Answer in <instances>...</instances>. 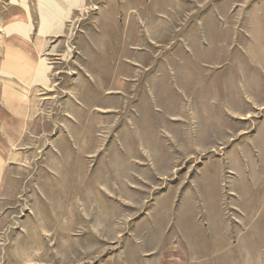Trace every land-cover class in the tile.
Returning <instances> with one entry per match:
<instances>
[{
    "label": "rangeland",
    "instance_id": "rangeland-1",
    "mask_svg": "<svg viewBox=\"0 0 264 264\" xmlns=\"http://www.w3.org/2000/svg\"><path fill=\"white\" fill-rule=\"evenodd\" d=\"M0 264H264V0H0Z\"/></svg>",
    "mask_w": 264,
    "mask_h": 264
},
{
    "label": "crops",
    "instance_id": "crops-1",
    "mask_svg": "<svg viewBox=\"0 0 264 264\" xmlns=\"http://www.w3.org/2000/svg\"><path fill=\"white\" fill-rule=\"evenodd\" d=\"M22 3V1H21ZM23 7L25 8L26 3L23 2L22 3ZM25 12H26V20L24 21L23 18L21 19H16L12 22H9L6 26H5V37L6 40H8L9 38H12L13 35H18V37L22 38L23 40H28L29 39V34H30V30H31V26H29V12L27 9V6L25 8ZM20 25L22 27H25V32L23 33L22 29L20 28ZM29 28V29H27ZM13 33H17V34H13ZM25 33H27L25 35ZM13 61V60H12ZM11 59H5L4 61V65L5 67H8L10 69L11 72L9 71H5L3 72V76L6 77L7 79H15L18 83H21L22 86H28L24 81L25 79H27L28 77H30V74L33 73V79L31 81V83L35 82V79L39 82L45 83V73L46 71L44 70L43 76H37V71H38V66L39 64L33 68L30 66H26V65H22L19 62H17V64L15 65H10L9 63L12 62ZM8 65V66H7ZM9 90V88H8ZM7 91V89H6ZM16 93V92H15ZM17 94V93H16Z\"/></svg>",
    "mask_w": 264,
    "mask_h": 264
},
{
    "label": "bare ground",
    "instance_id": "bare-ground-1",
    "mask_svg": "<svg viewBox=\"0 0 264 264\" xmlns=\"http://www.w3.org/2000/svg\"><path fill=\"white\" fill-rule=\"evenodd\" d=\"M67 12H69V11H67ZM67 16H68V14H67ZM43 71V70H42Z\"/></svg>",
    "mask_w": 264,
    "mask_h": 264
}]
</instances>
